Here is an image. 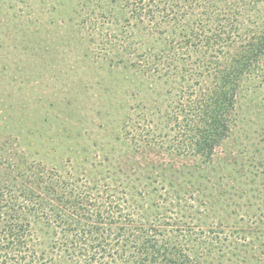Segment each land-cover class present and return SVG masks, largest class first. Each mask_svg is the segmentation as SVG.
Returning <instances> with one entry per match:
<instances>
[{
	"label": "trees",
	"instance_id": "obj_1",
	"mask_svg": "<svg viewBox=\"0 0 264 264\" xmlns=\"http://www.w3.org/2000/svg\"><path fill=\"white\" fill-rule=\"evenodd\" d=\"M183 2L133 0L139 28L166 43L156 55H137L133 70L175 85L163 118L148 122L153 139L133 136L140 156L133 184L84 181L30 160L17 139L0 134V264H228L216 258L229 249L230 260L240 255L242 232L233 242L230 231L199 228V212L187 215L169 195L207 187L202 169L186 165L185 180L165 158L209 168L242 124V93L264 88V0ZM231 218L224 217L228 226ZM257 253L246 262L264 264Z\"/></svg>",
	"mask_w": 264,
	"mask_h": 264
},
{
	"label": "rangeland",
	"instance_id": "obj_2",
	"mask_svg": "<svg viewBox=\"0 0 264 264\" xmlns=\"http://www.w3.org/2000/svg\"><path fill=\"white\" fill-rule=\"evenodd\" d=\"M43 1L0 0V134L17 139L30 160L84 181L133 184L140 158L133 136L153 139L148 122L163 118L175 90L143 78L133 63L137 55L164 51L166 43L139 28L133 0ZM239 108L242 124L209 168L200 159L165 158L185 180L191 165L209 182L169 193L187 215L199 212V228L230 231L233 242L239 232L246 236L239 256L230 260L227 246L226 259L216 258L228 264H249L245 257L264 251V88L244 90Z\"/></svg>",
	"mask_w": 264,
	"mask_h": 264
}]
</instances>
